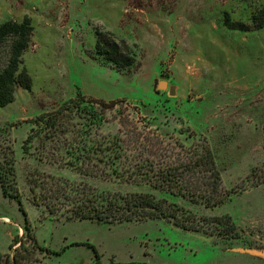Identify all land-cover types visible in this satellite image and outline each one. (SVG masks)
Here are the masks:
<instances>
[{
  "label": "rangeland",
  "instance_id": "obj_1",
  "mask_svg": "<svg viewBox=\"0 0 264 264\" xmlns=\"http://www.w3.org/2000/svg\"><path fill=\"white\" fill-rule=\"evenodd\" d=\"M262 3L0 0V25L29 17L34 28L23 56L32 86H17L14 100L0 107V170L7 168L6 156H13L14 174H8V185L12 192L17 187L31 231L17 201L4 195L0 181V264H12L16 248L29 264H99L92 247L71 245L74 242L94 244L100 264H264V182L254 183L264 176V27H230L249 26ZM99 28L133 46L137 64L116 70L93 58ZM8 59L5 41L0 44V71ZM78 95L80 107L61 113L59 128L45 124ZM92 98L118 104L102 110ZM96 114L104 118L98 127L93 123ZM43 115L45 119L38 121ZM121 118L142 121L147 130L173 135L187 145L197 142L193 133L206 137L223 187L234 191L214 207L167 196L197 217L231 215L237 237L188 230L165 219L117 224L67 221L36 204L31 187L40 191L48 174L103 190L153 191L143 182L83 175L66 164L78 150H89L98 134L118 133ZM252 169L257 170L255 177ZM34 237L52 250L68 247L61 254H48L32 245Z\"/></svg>",
  "mask_w": 264,
  "mask_h": 264
},
{
  "label": "trees",
  "instance_id": "obj_2",
  "mask_svg": "<svg viewBox=\"0 0 264 264\" xmlns=\"http://www.w3.org/2000/svg\"><path fill=\"white\" fill-rule=\"evenodd\" d=\"M251 24H230L239 29H260L264 27V3L256 9L251 17ZM33 25L29 17L23 21H5L0 25V44L9 42V59L0 71V107L11 103L15 98L17 86L30 89L32 77L23 66V56L30 47L33 36ZM97 42L93 58L103 59L116 70H126L137 64L136 50L126 40L118 39L111 31L97 29ZM80 95L70 100L65 106L45 119L40 116L38 121L45 119V124L57 126L62 122V114L79 108L77 103ZM94 106L102 110L112 109L118 100L106 102L101 98H92ZM93 122L97 127L104 120L96 114ZM59 121V123H58ZM139 121V120H138ZM121 128L114 135L98 134L92 138L89 150L80 149L69 164L78 169L83 175L101 177L107 180L119 179L123 181L143 182L153 191L127 192L103 190L86 181L73 180L68 177H58L48 174L41 190L38 186L31 187L35 193L37 205H43L45 211L71 220H90L98 224H117L123 222L146 221L151 219H165L177 226L188 230L205 231L221 235L237 237V225L229 214L214 217H197L195 213L183 205L170 199V196H181L193 203H201L208 207L222 204L229 198L232 190L223 187L221 171L216 155L206 137L193 133L197 142L187 145L180 138L147 130L148 125L133 119L120 120ZM28 140V139H27ZM27 151L26 144L23 146ZM74 149H78L75 147ZM6 169L0 170V181L5 196L17 201L22 212L25 227L30 233L31 224L28 211L25 209L17 187L14 192L9 189L7 176L14 174V157L6 156ZM256 169H252L251 176L255 177ZM254 179V178H253ZM264 182V176L254 180L256 185ZM155 191L165 193L158 196ZM40 198L43 201H40ZM34 247L44 250L48 254H61L68 246L61 250H52L38 244L34 237L31 241ZM22 249L27 255L30 249L22 241ZM85 244L93 248L96 261L100 264L101 254L96 246L90 242H74L71 245ZM14 244L11 243L10 247ZM21 250L16 248L12 256V264L24 263L17 254ZM3 256L0 253V258ZM116 264H147L127 262Z\"/></svg>",
  "mask_w": 264,
  "mask_h": 264
},
{
  "label": "water",
  "instance_id": "obj_3",
  "mask_svg": "<svg viewBox=\"0 0 264 264\" xmlns=\"http://www.w3.org/2000/svg\"><path fill=\"white\" fill-rule=\"evenodd\" d=\"M165 84H166L165 82L162 83V85H165ZM171 93H173V90L171 91Z\"/></svg>",
  "mask_w": 264,
  "mask_h": 264
}]
</instances>
